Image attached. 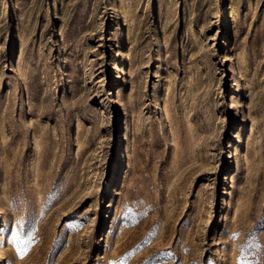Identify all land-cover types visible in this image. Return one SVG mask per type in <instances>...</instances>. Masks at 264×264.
Segmentation results:
<instances>
[{
	"label": "rangeland",
	"instance_id": "rangeland-1",
	"mask_svg": "<svg viewBox=\"0 0 264 264\" xmlns=\"http://www.w3.org/2000/svg\"><path fill=\"white\" fill-rule=\"evenodd\" d=\"M0 264H264V0H0Z\"/></svg>",
	"mask_w": 264,
	"mask_h": 264
},
{
	"label": "snow or ice",
	"instance_id": "snow-or-ice-1",
	"mask_svg": "<svg viewBox=\"0 0 264 264\" xmlns=\"http://www.w3.org/2000/svg\"><path fill=\"white\" fill-rule=\"evenodd\" d=\"M14 239H19V237H14Z\"/></svg>",
	"mask_w": 264,
	"mask_h": 264
}]
</instances>
